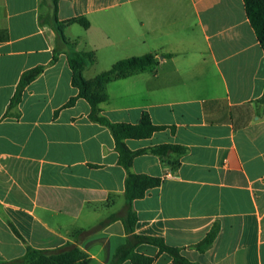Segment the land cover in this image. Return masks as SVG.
<instances>
[{
	"label": "crops",
	"instance_id": "obj_1",
	"mask_svg": "<svg viewBox=\"0 0 264 264\" xmlns=\"http://www.w3.org/2000/svg\"><path fill=\"white\" fill-rule=\"evenodd\" d=\"M52 16L49 0H0V262L23 256L26 245L73 243L86 264H113L127 237V171L86 100L63 108L78 90L67 48L44 22ZM55 16L89 23L63 27L77 52L94 54L86 80L123 59L157 60L107 83L98 106L111 123L137 125L146 113L162 127L125 140L130 151H144L130 172L160 181L132 201L134 233L162 238L194 264H264V51L243 0H58ZM40 66L8 110L21 75ZM160 145L185 152H150ZM213 226L211 246L198 251ZM135 251L174 264L154 246Z\"/></svg>",
	"mask_w": 264,
	"mask_h": 264
},
{
	"label": "trees",
	"instance_id": "obj_2",
	"mask_svg": "<svg viewBox=\"0 0 264 264\" xmlns=\"http://www.w3.org/2000/svg\"><path fill=\"white\" fill-rule=\"evenodd\" d=\"M49 1L53 9V16L45 19L44 22L50 24L55 30L58 44L67 48L68 63L72 71V85L78 90V95L70 98L63 108L72 106L78 98L86 100L91 107L90 119L108 127L114 138L115 147L119 154V163L127 171L124 193L126 200V215L123 220L127 237L126 243L117 249L113 264H120L125 260L130 261L131 264H152L154 262L153 257H148L135 251L136 247L143 244L156 247L158 249V254L165 253L169 255L174 264H194L184 258L180 254L179 249L168 246L162 238L141 236L134 233V225L137 217L131 208V203L135 199L143 198L145 192L148 189L157 187L160 181L157 178L146 175H136L130 172L133 158L144 151H130L125 145V140L149 138L155 131L162 129V127L154 126L146 113L142 114L140 122L137 125L111 123L108 119L100 115L98 108L99 104L106 102L108 99L105 92L107 83L113 80L126 78L136 72H141L149 67L155 66L157 64L156 58L148 54L142 57L123 59L117 61L108 70L99 73L95 77L89 80L84 79L83 71L85 68L95 63L94 54L92 52H77L73 48V43H70L64 38L63 27L66 24L78 23L83 28H88L89 23L83 17L70 19L66 22H59L55 16L58 0ZM243 3L250 26L264 51V0H243ZM43 70L44 67L40 66L27 70L21 75L18 86L10 100L8 110L16 107L20 103L25 87L34 81ZM260 101L264 102V94ZM4 116H8L7 113ZM150 152L162 158L168 153H175L177 156H181L184 154L185 148L179 145H160L151 148ZM171 164L175 167L178 162L173 161ZM8 225L13 234L21 241H24L16 228L11 223H8ZM217 231L218 228L213 226L205 238L196 245V249L200 252H204L210 247ZM87 234L88 233L84 231H77L74 235L76 237H84ZM87 261V255L76 244L67 243L53 250H40L26 245L23 256L9 261H2L0 264H76L79 262H84L86 264Z\"/></svg>",
	"mask_w": 264,
	"mask_h": 264
},
{
	"label": "rangeland",
	"instance_id": "obj_3",
	"mask_svg": "<svg viewBox=\"0 0 264 264\" xmlns=\"http://www.w3.org/2000/svg\"><path fill=\"white\" fill-rule=\"evenodd\" d=\"M102 66V64L99 66V68Z\"/></svg>",
	"mask_w": 264,
	"mask_h": 264
}]
</instances>
